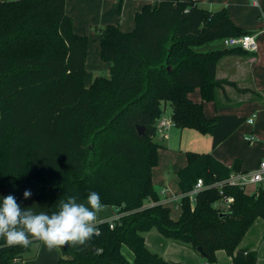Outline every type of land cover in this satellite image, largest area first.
Returning a JSON list of instances; mask_svg holds the SVG:
<instances>
[{"label": "trees", "instance_id": "1", "mask_svg": "<svg viewBox=\"0 0 264 264\" xmlns=\"http://www.w3.org/2000/svg\"><path fill=\"white\" fill-rule=\"evenodd\" d=\"M115 1L120 7L124 0ZM144 1L152 3L135 14L131 31L117 25L94 28L102 32L100 59L111 67L108 76H97L89 86L88 38L72 31L65 0L0 2L2 198L13 195L22 209L33 200L52 214L61 200L75 196L82 202L94 191L104 205L116 208L112 228L102 221L100 234L84 245L58 246V264H176L146 247L143 234L151 230L197 253L200 248L205 263H214L222 250L232 264H257V253L239 244L255 219L264 220L263 188L255 196L224 187L223 194L234 199L227 211L213 206L220 198L214 188L199 193L193 208L182 197L181 215L172 220L158 203L151 177L157 165L155 125L166 103L176 127L210 134L212 148L243 123L232 116L208 119L188 94L198 88L203 101L215 102L224 84L215 79L219 60L248 53L201 47L249 33L225 9L209 11L193 0ZM186 156L187 165L177 174L181 193L197 179L207 185L238 171L237 161L227 168L209 154ZM26 189L32 192L27 200ZM28 248L7 246L0 238V264L15 259L20 264Z\"/></svg>", "mask_w": 264, "mask_h": 264}, {"label": "crops", "instance_id": "2", "mask_svg": "<svg viewBox=\"0 0 264 264\" xmlns=\"http://www.w3.org/2000/svg\"><path fill=\"white\" fill-rule=\"evenodd\" d=\"M9 0H0V2ZM200 8L209 11L225 9L231 21L253 35L257 43V51L242 56L222 57L215 72V79L223 82L221 89L216 90L215 102L203 101L198 88L188 94L194 103H200L204 115L208 119L217 116H232L243 120V123L217 147L212 148L210 134H201L194 129L178 128L173 126L168 131L166 139L157 135L153 140L158 145L157 165L151 171L152 185L159 196L163 207L169 210L172 220L181 215L179 202L170 199L178 198L181 192L178 187V172L187 165V153L209 154L216 161L227 168H231L237 161L238 171H254L264 158V16L250 23L241 12V0H193ZM246 1V0H245ZM249 2L251 9L258 13L259 7ZM150 1L124 0L120 7L115 0H65V13L72 20V31L76 35L88 38L87 56L85 61V86H89L100 73L108 76L111 63L103 62L99 54V40L102 32L94 28H103L106 25H117L122 32H129L134 28V16ZM264 9V1H262ZM220 46L221 41L212 42L201 47L209 51ZM93 52L91 55V48ZM171 109V107H169ZM162 112L163 118H171L172 110ZM256 114L252 124L246 121ZM257 137V138H253ZM256 187H248L252 192ZM4 191H0V198ZM179 196V197H177ZM84 202V201H82ZM24 208H30L34 213L47 212L45 204H38L27 200ZM178 210V211H176ZM117 210L113 206L99 214V221L112 220L117 217ZM146 247L162 257L165 261L176 264H232L230 257L222 250L215 253L214 263H205L203 257L189 247L175 243L161 236L157 231L151 230L143 234ZM31 239V238H30ZM39 243V240H36ZM240 248L249 249L257 253V264H264V220L257 218L245 233ZM40 248V250H39ZM44 248V249H42ZM36 260L40 264H57L56 249L49 251L44 244H38ZM44 250V251H43ZM123 255L133 260L132 252L122 247ZM24 259V258H23ZM203 260V261H202ZM20 264H23L21 262Z\"/></svg>", "mask_w": 264, "mask_h": 264}, {"label": "clouds", "instance_id": "3", "mask_svg": "<svg viewBox=\"0 0 264 264\" xmlns=\"http://www.w3.org/2000/svg\"><path fill=\"white\" fill-rule=\"evenodd\" d=\"M31 195V190L23 192L25 200ZM106 209L94 191L84 202H78L75 196L61 200L59 210L52 214L22 209L16 198L8 195L0 200V238L7 246L22 247H27L32 239L39 240L49 251L68 244L81 246L100 234L99 214Z\"/></svg>", "mask_w": 264, "mask_h": 264}, {"label": "built area", "instance_id": "4", "mask_svg": "<svg viewBox=\"0 0 264 264\" xmlns=\"http://www.w3.org/2000/svg\"><path fill=\"white\" fill-rule=\"evenodd\" d=\"M252 4L257 5L256 0H252ZM222 45L224 48H239L247 53H255L257 51V43L256 39L251 34L242 35L239 37H229L222 40ZM256 118V114L251 115L247 119L248 124H252ZM175 126L173 120L171 118H163L162 115L156 121L155 125V135L160 138L166 139L168 137V131L171 127ZM256 187L254 191L249 192L250 194L258 195L259 189H264V158H262L258 164V167L254 171H231L230 174L221 181H216L211 184H204L202 179H197L193 187L190 191L181 193L179 199L173 198L171 201L179 202L182 197L188 198L190 202L191 208L194 207L196 203V198L199 193L208 189H216L218 191V195L220 198L214 202L213 206L219 211H227L229 210L231 204L234 199L232 196H225L223 194L224 187H237L242 190H246L248 187ZM181 205V204H180ZM118 217V215H117ZM116 217V218H117ZM114 218V219H116ZM112 219V220H114ZM112 220H107L109 223V227L112 228L113 224ZM102 222V221H100ZM19 260H13L12 264H18Z\"/></svg>", "mask_w": 264, "mask_h": 264}, {"label": "rangeland", "instance_id": "5", "mask_svg": "<svg viewBox=\"0 0 264 264\" xmlns=\"http://www.w3.org/2000/svg\"><path fill=\"white\" fill-rule=\"evenodd\" d=\"M243 3L242 4H246L244 6H242L243 8H241V12L243 14L244 17H246L247 21L252 23L254 22V20H258L260 19V16H264V9H262V1L264 0H258V3H259V7L257 9L258 13L255 14V11L253 9H251V6H249V2H251V0H241ZM222 43V41H221ZM93 50V47L91 48V55H92V51ZM98 76H103L102 73H100ZM164 107L166 108L165 111L169 112L171 109L169 108V104L166 103L164 106H163V111H164ZM264 136V135H263ZM253 138H257V137H253ZM264 138V137H262ZM250 191V190H249ZM179 197V196H177ZM178 211V210H176ZM38 244H42L41 241L36 242L35 239H32V242L29 244V248L28 250L23 254V258L24 260L22 261L23 264H40V261L36 260V255L38 254L39 250H38ZM44 249V248H42ZM56 249V254H57V258H59L62 253L60 251V249L58 247L55 248ZM44 251V250H43ZM203 261V260H202ZM57 264H58V261H57Z\"/></svg>", "mask_w": 264, "mask_h": 264}, {"label": "water", "instance_id": "6", "mask_svg": "<svg viewBox=\"0 0 264 264\" xmlns=\"http://www.w3.org/2000/svg\"><path fill=\"white\" fill-rule=\"evenodd\" d=\"M137 132L139 135H143L144 134V128L143 127H140L138 126L137 127ZM221 215H224V213H222ZM65 248V247H64ZM198 253L200 254L201 257H205L204 253L202 252V250L200 248H198Z\"/></svg>", "mask_w": 264, "mask_h": 264}]
</instances>
